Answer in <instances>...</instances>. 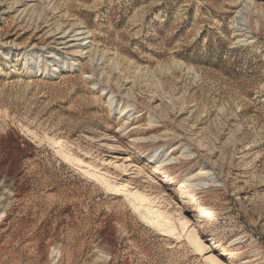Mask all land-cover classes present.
Masks as SVG:
<instances>
[{
	"label": "rangeland",
	"instance_id": "rangeland-1",
	"mask_svg": "<svg viewBox=\"0 0 264 264\" xmlns=\"http://www.w3.org/2000/svg\"><path fill=\"white\" fill-rule=\"evenodd\" d=\"M0 264H264V0H0Z\"/></svg>",
	"mask_w": 264,
	"mask_h": 264
},
{
	"label": "bare ground",
	"instance_id": "bare-ground-1",
	"mask_svg": "<svg viewBox=\"0 0 264 264\" xmlns=\"http://www.w3.org/2000/svg\"><path fill=\"white\" fill-rule=\"evenodd\" d=\"M65 34V33H64ZM69 36V37H68ZM62 38L63 41H60L61 44H67L68 42H70L73 38L70 37L69 34L67 35H61L60 36Z\"/></svg>",
	"mask_w": 264,
	"mask_h": 264
}]
</instances>
